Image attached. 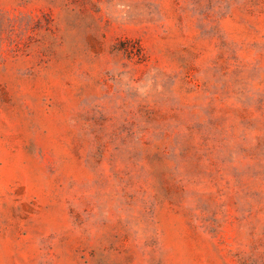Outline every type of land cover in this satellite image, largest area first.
<instances>
[{
	"label": "rangeland",
	"instance_id": "374dc122",
	"mask_svg": "<svg viewBox=\"0 0 264 264\" xmlns=\"http://www.w3.org/2000/svg\"><path fill=\"white\" fill-rule=\"evenodd\" d=\"M0 264H264V0H0Z\"/></svg>",
	"mask_w": 264,
	"mask_h": 264
}]
</instances>
